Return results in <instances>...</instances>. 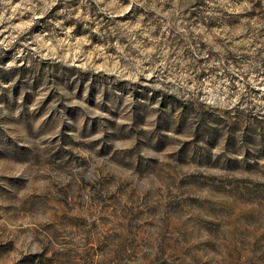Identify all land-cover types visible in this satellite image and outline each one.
I'll list each match as a JSON object with an SVG mask.
<instances>
[{
	"label": "rangeland",
	"instance_id": "rangeland-1",
	"mask_svg": "<svg viewBox=\"0 0 264 264\" xmlns=\"http://www.w3.org/2000/svg\"><path fill=\"white\" fill-rule=\"evenodd\" d=\"M0 264H264V0H0Z\"/></svg>",
	"mask_w": 264,
	"mask_h": 264
}]
</instances>
